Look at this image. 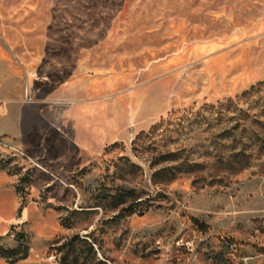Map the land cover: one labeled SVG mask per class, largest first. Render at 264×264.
<instances>
[{
	"label": "rangeland",
	"instance_id": "374dc122",
	"mask_svg": "<svg viewBox=\"0 0 264 264\" xmlns=\"http://www.w3.org/2000/svg\"><path fill=\"white\" fill-rule=\"evenodd\" d=\"M71 243L264 264V0H0V264Z\"/></svg>",
	"mask_w": 264,
	"mask_h": 264
},
{
	"label": "trees",
	"instance_id": "16d2710c",
	"mask_svg": "<svg viewBox=\"0 0 264 264\" xmlns=\"http://www.w3.org/2000/svg\"><path fill=\"white\" fill-rule=\"evenodd\" d=\"M127 201V197H123V198H118V205H124ZM133 213L136 212L135 209L132 210ZM20 241L21 246H24V243L26 244V239L25 238H18ZM89 248V253L91 254V256L93 257V259L96 260V252L94 250V246L93 245H88ZM27 250V249H26ZM16 251L15 250H6L2 247H0V259H5L7 261H12V258L14 257V255H16ZM81 252L78 251L77 247L71 243L68 245V250L65 253V257L63 259V264H68L69 259L72 258V264H79L81 261ZM84 264H86L84 262Z\"/></svg>",
	"mask_w": 264,
	"mask_h": 264
}]
</instances>
